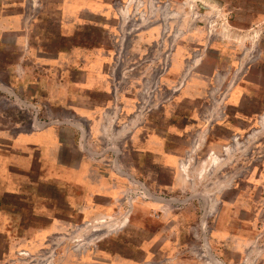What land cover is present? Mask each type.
I'll return each instance as SVG.
<instances>
[{"label": "rangeland", "instance_id": "rangeland-1", "mask_svg": "<svg viewBox=\"0 0 264 264\" xmlns=\"http://www.w3.org/2000/svg\"><path fill=\"white\" fill-rule=\"evenodd\" d=\"M0 264H264V0H0Z\"/></svg>", "mask_w": 264, "mask_h": 264}, {"label": "crops", "instance_id": "crops-1", "mask_svg": "<svg viewBox=\"0 0 264 264\" xmlns=\"http://www.w3.org/2000/svg\"><path fill=\"white\" fill-rule=\"evenodd\" d=\"M133 130L130 133H133ZM145 139H146V144L149 146V148L150 149L153 148L155 153L162 158L163 162L170 164V165H177V167L180 165V163L182 161L181 158H182L183 152L170 151V150L165 148L164 142H162V141L156 142L155 138H153V137H151L149 139H147V138H145Z\"/></svg>", "mask_w": 264, "mask_h": 264}, {"label": "bare ground", "instance_id": "bare-ground-1", "mask_svg": "<svg viewBox=\"0 0 264 264\" xmlns=\"http://www.w3.org/2000/svg\"><path fill=\"white\" fill-rule=\"evenodd\" d=\"M254 37H256V36H254ZM255 38H253V40H254ZM208 162H205L203 165H206ZM204 167V166H203ZM184 171V170H183Z\"/></svg>", "mask_w": 264, "mask_h": 264}]
</instances>
